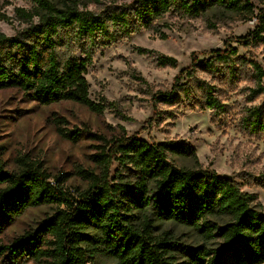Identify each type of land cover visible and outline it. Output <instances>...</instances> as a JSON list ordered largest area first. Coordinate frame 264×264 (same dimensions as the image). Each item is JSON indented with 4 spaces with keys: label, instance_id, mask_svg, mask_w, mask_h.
<instances>
[{
    "label": "trees",
    "instance_id": "trees-1",
    "mask_svg": "<svg viewBox=\"0 0 264 264\" xmlns=\"http://www.w3.org/2000/svg\"><path fill=\"white\" fill-rule=\"evenodd\" d=\"M28 1L30 9H15L16 18L26 27L12 37L0 32V91L17 89L42 105L72 101L103 113L104 103L90 98L86 78L95 48L143 28L166 39L157 23L172 10L196 18L219 8L257 22L247 35L226 40L224 49L206 52L209 58L204 61L193 55V65L178 73L172 90L154 94V104L174 105L182 94L188 96L181 80L191 78L196 65L212 72L229 65L233 71L240 58L234 43H264V9L256 12L250 0H133L100 11L88 5L101 0ZM0 18L9 20L6 15ZM75 49L80 55L73 54ZM156 62L160 67L178 65L175 57L166 55ZM254 68L257 87L251 97L264 95V70L258 64ZM200 88L202 108L223 112L225 105L213 87L202 83ZM153 122L151 118L147 124ZM241 126L251 135L264 134V108L247 107ZM57 132L73 142L81 134L60 126ZM90 136L99 142L91 156L96 169L79 170L89 184L75 193L65 187V176L53 177L41 164L21 158L19 170L6 171L0 163V230L31 208H55L39 228L0 243V258L13 263L26 258L40 264H88L107 254L120 264H175L173 254L179 249L168 241L170 237L155 234V220H165L192 227L217 242L211 250L190 251L191 264H264V206L258 196L213 169L179 167L170 160L169 154L197 161L191 145L183 140L150 143L136 134L127 135L124 127L110 138Z\"/></svg>",
    "mask_w": 264,
    "mask_h": 264
},
{
    "label": "rangeland",
    "instance_id": "rangeland-1",
    "mask_svg": "<svg viewBox=\"0 0 264 264\" xmlns=\"http://www.w3.org/2000/svg\"><path fill=\"white\" fill-rule=\"evenodd\" d=\"M58 1V0H56ZM133 0H101L100 4H89L88 8L100 11L114 5L128 4ZM256 12L264 9V0H250ZM30 9L28 0H0V32L15 36L26 27L15 15V9ZM243 14H234L223 9H211L204 15L188 18L175 10L168 12L157 23L167 35L160 39L153 29H140L109 45H99L87 68L86 78L90 84L89 96L104 103L103 113L96 114L85 106L63 101L42 105L37 99L17 89L0 91V163L6 171H17L20 159L24 158L42 167L53 177L65 176L72 193L88 187L79 170H95L91 156L99 144L90 135L104 134L112 137L124 127L127 135H138L150 143L165 140H183L191 145L198 156L195 161L169 154L170 160L179 167L210 168L219 175L233 177L247 193H254L264 206V134L251 135L241 126L246 108H264V95L251 97L257 87L254 64L264 70V43H252L238 47L234 70L229 65L222 71L212 72L201 65L194 66V75L184 77L189 95L174 105L157 102L154 94L173 89L178 73L191 65L192 57L200 62L209 58L206 52L224 49L225 41L231 37L247 35L255 29ZM144 50L146 52H140ZM64 51V50H63ZM78 56L80 51L75 49ZM160 55L175 57L178 65L160 67L156 58ZM202 83L213 87L215 96L225 105L223 112L213 113L203 109ZM264 85V78L262 80ZM155 122L148 125V120ZM56 119L64 123L55 122ZM70 131H81L76 142L65 139L57 132L58 127ZM118 164L112 167V175ZM44 205L29 209L12 222L5 223L0 230V243H10L28 230H35L54 211ZM152 218H155L151 214ZM155 234L171 238L175 248V264H191L190 251L213 249L216 241H208L192 228L173 221L155 220ZM0 264H40L23 258L17 263L6 257ZM88 264H120L107 254H99Z\"/></svg>",
    "mask_w": 264,
    "mask_h": 264
},
{
    "label": "built area",
    "instance_id": "built-area-1",
    "mask_svg": "<svg viewBox=\"0 0 264 264\" xmlns=\"http://www.w3.org/2000/svg\"><path fill=\"white\" fill-rule=\"evenodd\" d=\"M251 24L253 25H256V22H257V19L256 18H253L249 21Z\"/></svg>",
    "mask_w": 264,
    "mask_h": 264
},
{
    "label": "water",
    "instance_id": "water-1",
    "mask_svg": "<svg viewBox=\"0 0 264 264\" xmlns=\"http://www.w3.org/2000/svg\"><path fill=\"white\" fill-rule=\"evenodd\" d=\"M224 178H227V179H233V177L231 175H228V174H224L222 175Z\"/></svg>",
    "mask_w": 264,
    "mask_h": 264
}]
</instances>
